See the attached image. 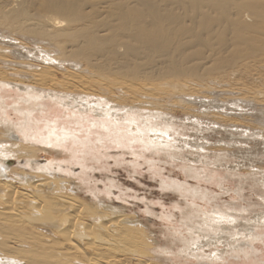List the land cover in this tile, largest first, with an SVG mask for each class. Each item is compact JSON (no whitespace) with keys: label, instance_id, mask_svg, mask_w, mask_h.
Returning a JSON list of instances; mask_svg holds the SVG:
<instances>
[{"label":"bare ground","instance_id":"1","mask_svg":"<svg viewBox=\"0 0 264 264\" xmlns=\"http://www.w3.org/2000/svg\"><path fill=\"white\" fill-rule=\"evenodd\" d=\"M260 29L264 0H0V264H208L247 255L242 237L258 236L251 230L264 225V202L252 222L216 205L199 219L188 214L180 221L188 236L174 252L176 238L159 244L135 218L73 193L55 166L38 172L28 160L25 168L8 160L62 145L85 166L94 152L138 139L171 156L177 141L229 153L238 142L264 144V85H240L237 94L193 73L232 69L241 52L254 53L251 34ZM198 134L218 144L190 140ZM235 220L242 226L231 232ZM226 238L228 248H217Z\"/></svg>","mask_w":264,"mask_h":264},{"label":"rangeland","instance_id":"2","mask_svg":"<svg viewBox=\"0 0 264 264\" xmlns=\"http://www.w3.org/2000/svg\"><path fill=\"white\" fill-rule=\"evenodd\" d=\"M223 32H225L224 37L226 39L228 38L227 40L230 41V38L232 37L231 30L226 29L223 30ZM263 37L264 32L262 29L252 32L251 38L256 40V45L253 46L255 47V51H253L254 53L250 56L245 52H243V55L241 52V54H239L241 56L239 59L240 62L236 60L237 63H234L235 65L232 66V69L231 63L229 68L228 66H225L224 68L216 66L218 69H215V65L212 64L210 65L212 67H208V70L205 69L206 71H202L204 69L198 70L197 68L193 73H199L198 75H201V78H204V81L207 80L208 84H210L209 82H212L213 84L211 83L210 85H212V87L214 86L213 88L216 86L214 83L220 81L223 84H228L227 86H230L231 91L234 90L236 93L237 87L239 88L240 85L249 87L264 85V61H261L264 60V46L262 47V45H260L262 43H259L263 40ZM213 38L215 39V36ZM213 38L210 39V37H207L208 41L213 44L212 46L217 47L218 43H216ZM199 48H201L199 50H202L203 53H207L209 47L200 46ZM227 49L228 47L224 48L225 51L223 50L222 52L227 54ZM242 55L245 57L243 58ZM244 63L248 66V69L246 67L243 68ZM188 72L182 74V77L185 75L186 77H184L187 78L188 75H186V73L188 74ZM181 78L180 80H183V78ZM232 87L236 88L232 89ZM206 88L207 87H203V89ZM10 93L13 92L11 91ZM226 94L228 95L230 93H222V96H227ZM232 94L233 92L230 95ZM8 113L9 118L15 119V115L12 111H9ZM176 120H179V118H176ZM209 133H213L212 136L215 138L220 137L219 133ZM200 135L201 134L195 135V137L191 135L190 140L198 141L199 139L198 142L204 141L199 138ZM197 136L198 138L196 140ZM143 140L138 139L137 141H141V143L129 145L124 149L114 146L105 147L101 151L94 152L95 159H90L91 157L89 155L90 158L83 161L85 166L77 163L76 161L78 160L72 161L68 148L62 145L52 147L46 146V149L35 152V156L32 158H10L8 162L12 166L25 168V161L28 160L31 167H34L35 169L39 167L38 172L45 170L44 166H55V171L53 173L60 178L69 179L73 185H68V188H70L73 193L77 192L79 196L88 201L91 200L94 203L98 199H101L102 202L97 201L98 203H96L99 205L102 203V205H111L112 207L119 209L118 211L129 215V217L135 218L138 222L144 224L154 240L162 245H170L172 239L182 238L180 235L188 236L185 227L180 223V221L186 219L188 214H196L199 219L202 218L201 215L203 213H207L216 205L220 206L222 209L235 210L234 212L237 214L240 213L244 219L248 218V222H252V213H257L262 209L260 205L264 202V196L262 197V195H264L263 143H260L263 146L262 147L259 143L255 144L254 141H252V144L250 142L251 140H247L245 142L235 143V146L241 144L240 149L243 148L244 150L245 148L244 151H247L246 149L249 147L247 153L240 150L239 146L235 147V151L234 148H232L230 153L226 151H223L224 153L218 151V153L216 149L215 151L212 149L214 152L211 151V149H202V151L199 149V145L195 146L188 141L187 144L181 145L180 141H177L179 145L175 144L173 150V154L177 155L171 156L168 155L167 151L164 149L153 150L158 148L157 146L153 147L152 145H147L150 150L145 148L144 146L146 144H144ZM219 143L223 144V141ZM204 144L209 146L216 145L218 142L215 143L213 139L208 140L207 143L205 142ZM258 144L260 147H258ZM194 147H196L195 149L199 152L194 153V151H196ZM256 147L257 149L263 148V153L255 156V153L253 154V152H250L253 149L255 150ZM72 148L77 149V147ZM236 148L238 149L236 150ZM132 150L138 151L139 154H134ZM259 151H261V149ZM197 153L202 154V157L197 155ZM220 153L228 156V158L224 160V162L219 161L215 163L214 160L216 161L217 159L216 155L222 156ZM57 163H60L62 167L57 168ZM194 190L198 191L200 196L205 197H197L193 193ZM255 205H259V208L255 207ZM250 206L252 209H249ZM244 219H242V222H245ZM238 221L235 220L232 223L235 225V228L233 227L234 230L232 227V229H230L229 225V227L227 226L231 232L235 231L236 228H241L242 225H240V222ZM226 223H230L232 226L230 221H227ZM254 228L255 227H253L251 232L254 234L257 233V237L253 236L256 238L242 237L245 241L241 239L242 244L245 242V244H247L246 246H249L247 248L245 244L242 245L243 248L246 247V250L249 249L246 252L247 255L244 256L243 254H239L238 256L233 257L226 256L224 257L225 260L207 263L264 264V225ZM177 230H180V232ZM178 239L175 240V245L170 247L172 248V251L175 249L174 252L180 248V242ZM228 239L229 238L219 239V241H221L216 247L219 249L223 247L228 248V246L224 245ZM204 249L207 251V247H204ZM170 257L173 261L175 259V262H184L185 259L178 256L176 257L175 255ZM134 260L135 259L131 260L129 264H134ZM186 261L194 263L195 259H185V262Z\"/></svg>","mask_w":264,"mask_h":264}]
</instances>
